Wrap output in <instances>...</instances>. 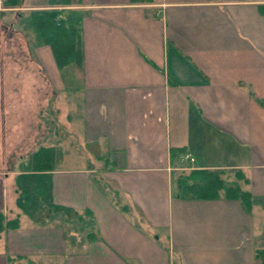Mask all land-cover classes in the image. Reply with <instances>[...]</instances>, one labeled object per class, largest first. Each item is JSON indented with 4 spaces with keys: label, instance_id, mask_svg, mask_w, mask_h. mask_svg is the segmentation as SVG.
<instances>
[{
    "label": "crops",
    "instance_id": "obj_1",
    "mask_svg": "<svg viewBox=\"0 0 264 264\" xmlns=\"http://www.w3.org/2000/svg\"><path fill=\"white\" fill-rule=\"evenodd\" d=\"M41 1L20 13L60 7ZM71 1L81 62L59 68L47 51L41 69L87 153L37 148L53 151L52 201L89 217L81 234L33 223L14 181L33 166L0 170V212L18 219L0 231V264H263L264 0ZM199 169L249 192L250 211L223 190L178 192Z\"/></svg>",
    "mask_w": 264,
    "mask_h": 264
},
{
    "label": "rangeland",
    "instance_id": "obj_2",
    "mask_svg": "<svg viewBox=\"0 0 264 264\" xmlns=\"http://www.w3.org/2000/svg\"><path fill=\"white\" fill-rule=\"evenodd\" d=\"M41 2L27 0L26 3ZM17 9L0 12V170L31 169L35 148L47 145V139H60L56 144L52 141L56 157L61 158L65 154L68 158L83 157L87 152L79 145L80 135L70 132L64 123L67 117L63 115L60 119L56 116L57 110L52 105L57 100L56 93L47 85L41 69L42 66L44 71L51 73L45 52L48 51L55 61L45 37L52 33L56 22L71 15L72 8L46 10L50 27L44 30L33 27L30 12L20 13ZM67 108L69 110L70 107L67 105ZM69 114L73 119L78 115L73 109ZM9 189L7 184L6 200L12 196ZM60 221L69 235L85 231L84 219L82 222L76 219Z\"/></svg>",
    "mask_w": 264,
    "mask_h": 264
},
{
    "label": "trees",
    "instance_id": "obj_3",
    "mask_svg": "<svg viewBox=\"0 0 264 264\" xmlns=\"http://www.w3.org/2000/svg\"><path fill=\"white\" fill-rule=\"evenodd\" d=\"M49 6L71 5V0H47ZM24 0H1L3 8H21ZM264 9V6H260ZM60 11V10H59ZM57 13V11H56ZM31 22L37 30L50 27L46 19V11L32 10ZM76 16H67L64 20L54 24L53 32L45 38L50 46L57 67H63L71 62L80 64V36L74 24ZM3 103V101H2ZM4 108V106H3ZM87 146L97 153L96 143H87ZM53 161V151L50 147L39 146L33 153V169L30 172H18L14 176L15 204L21 212L35 224H51L61 227L59 217L68 220H83L89 217L88 212H77L73 208L55 204L51 199V181L49 171ZM220 170H192L188 174H181L176 179L178 192L187 193L191 197L215 199L219 190L224 191L227 198L239 199L247 212L251 208V195L241 190L235 183H228L221 178ZM18 225V219L6 220L0 212V231ZM257 257L264 264V250L256 251ZM12 264V259H9Z\"/></svg>",
    "mask_w": 264,
    "mask_h": 264
},
{
    "label": "built area",
    "instance_id": "obj_4",
    "mask_svg": "<svg viewBox=\"0 0 264 264\" xmlns=\"http://www.w3.org/2000/svg\"><path fill=\"white\" fill-rule=\"evenodd\" d=\"M59 16H61V15H59ZM184 158L193 161V157H192L191 154H189V153H186V154L184 155ZM184 158H183V159H184Z\"/></svg>",
    "mask_w": 264,
    "mask_h": 264
}]
</instances>
